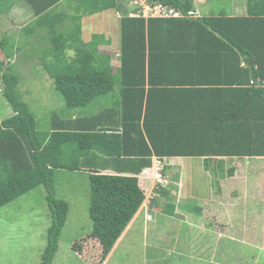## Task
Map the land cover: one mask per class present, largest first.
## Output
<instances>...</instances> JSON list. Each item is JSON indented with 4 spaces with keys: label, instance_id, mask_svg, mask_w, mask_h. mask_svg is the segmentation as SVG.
Instances as JSON below:
<instances>
[{
    "label": "trees",
    "instance_id": "obj_1",
    "mask_svg": "<svg viewBox=\"0 0 264 264\" xmlns=\"http://www.w3.org/2000/svg\"><path fill=\"white\" fill-rule=\"evenodd\" d=\"M25 1L35 23L24 31L48 34L42 68L66 106L54 114L47 130L40 129L35 113L19 94L20 75L12 61L15 45L11 47V38L4 37L0 78L3 96L14 113L0 122V211L45 185L52 223L39 264H53L70 210L69 202L56 196L58 169L91 171L93 229L85 242L76 241L73 248L102 264L144 204L146 193L135 175L93 169L95 157L109 156L122 164V170L136 173L151 167L154 156L200 157L207 168H216V177L226 187L231 181L227 176L236 171L230 167L225 172L227 158L264 157V0H248L243 14L221 11L195 17L187 15L196 10L194 0H150L186 14L178 18L131 16L127 0H76L78 11L87 14L110 9L121 13L116 73L110 55L99 48L111 42L110 37L97 34L90 43L80 44L81 24L65 31L69 15L57 9L65 0ZM77 18L81 16L71 17ZM73 49L76 52L70 55ZM114 92L120 109L114 125L96 130L86 124L80 132L56 130L61 116L68 127L73 122L66 117ZM64 136L72 140L71 150ZM66 152L75 155L67 159L62 156ZM158 188L169 197L162 184ZM214 213L209 218L212 228L229 232L227 221L219 220L220 210ZM92 248L99 256L92 255Z\"/></svg>",
    "mask_w": 264,
    "mask_h": 264
},
{
    "label": "rangeland",
    "instance_id": "obj_2",
    "mask_svg": "<svg viewBox=\"0 0 264 264\" xmlns=\"http://www.w3.org/2000/svg\"><path fill=\"white\" fill-rule=\"evenodd\" d=\"M118 1L122 2V0ZM194 1L198 8L195 10L197 16L221 11L232 14L236 10V14L240 12L243 14L242 9L248 3V0ZM125 2L128 3L129 9H135L131 0ZM77 3L80 4L76 0H65L57 7L60 11L64 9L69 15L65 22L68 29L65 31L72 32V27L79 23L82 27L80 44L90 43L95 35L104 34L106 38L110 37L113 43L109 47L103 44L100 48L105 47L113 51L121 46L120 12L110 9L87 14L83 9L78 11ZM73 15L81 16V19L73 20L71 19ZM33 20V10L25 0H0V41L9 36L12 43L10 46L15 45L16 51L12 61L20 75L19 94L35 113L40 129L47 130L52 116L60 112L66 104L63 96L56 90L53 79L48 78L49 73L42 68L41 56H43V48L49 46L48 34L44 31L46 34L44 36L39 29H36L32 35L24 31V27L28 24L34 26ZM75 52L73 49L69 53L74 55ZM116 53L114 57L117 59ZM1 57L4 58L3 55ZM3 86L0 78V122L14 113L13 108L3 96ZM109 95L111 97L113 94ZM106 101L108 105L114 104L111 98L109 100L106 98ZM92 106L90 104L83 110L87 111ZM184 160L186 163L180 180L183 185L171 186L169 197L159 194V190L155 189L156 186L153 187V181L148 186L143 184L144 180H140L146 193L145 204L140 214H144L150 205L157 204L162 210L159 208L151 211L152 217L146 234L143 225H140L137 220L131 233L114 248L108 261L102 264H210L203 257V246H201L206 235H203V229L191 224L188 218L195 215L209 219L211 212L213 215L215 211H213L215 203L211 201L216 197L220 198L221 194L225 196L226 202L231 204L230 212L233 215L239 214L243 210L242 204L237 199L233 200L226 195L236 198L238 193L243 194L247 187L249 194L246 197L251 200L249 203L255 202L258 205L262 203L264 206L263 172L258 167V165H264V159L227 158L225 172H228V166L233 164L239 166L237 173L227 176L231 181L226 191L223 187H226V183L216 177L215 167H210L207 171L204 160L200 157H187ZM54 185L56 196L66 199L70 204V210L53 264H95L90 256L80 254L73 248L76 241L85 242L93 229V221L89 214L91 199L89 175L84 172L60 169L55 173ZM250 185L251 188H249ZM46 194V187L42 184L2 207L0 264H39L41 262L42 253L47 246L48 230L52 223ZM202 203L204 205L201 207ZM246 210L247 207H244V211ZM246 213L244 212V215ZM197 220L198 218L195 222ZM248 220L254 221L257 225L255 230L257 235L251 239L252 243L243 237H234L231 241L225 239L223 247L225 251L223 256L221 254L225 264H264V232L261 228L263 226L260 221L251 218ZM239 240L248 243H239ZM92 250L94 252L92 255L99 256L98 250L94 248Z\"/></svg>",
    "mask_w": 264,
    "mask_h": 264
},
{
    "label": "crops",
    "instance_id": "obj_3",
    "mask_svg": "<svg viewBox=\"0 0 264 264\" xmlns=\"http://www.w3.org/2000/svg\"><path fill=\"white\" fill-rule=\"evenodd\" d=\"M195 5H196V9H198L196 3H195ZM242 10L244 12H246L247 5L244 6V9H242ZM236 11H235V13H232V14L236 15ZM240 14H241V12H240ZM112 43H113L112 41L111 42H103L99 45V48L103 44L107 45L109 47L110 45H112ZM100 52L105 53L107 55H110L111 64L113 66V73H116L117 68L119 67L118 64L120 65V46H118L113 51H111L109 48H105V47L100 48ZM114 53H116L117 59L114 57ZM115 59H116V61H115ZM112 94L113 95L111 97H109L110 96L109 95L105 98L97 99L96 102L95 101L92 102L91 104L93 106L89 107V110H87V111H85L83 109L76 110V112L72 113V115L70 117H66L67 120L73 122V124H70V126H68V127H64V125L62 124V121L64 118H62V116H61L60 117L61 121H59V123L56 124V127L58 128L56 130H58V132L68 131V130H69V132H73V130H75V128H78V132H80V131L84 130V128H82L80 126L86 125V124H92L91 126L89 125L87 128L91 127V128L96 129V130H100V129L106 128V127L108 128V127H110V125L111 126L114 125V123H116L118 121V118L120 115V109L118 107V102H117L119 100V98L117 97L118 92H114ZM106 98L108 100L111 98V100H113L114 104L108 105L106 103L107 102ZM118 132H121V130H118ZM64 137H65L64 140L67 141L65 146L67 147V149L70 148V150H71L72 149L71 148L72 140L68 139V136H64ZM70 137H72V135ZM69 142H70V146H69ZM84 144H85V142H83L82 145H84ZM73 154L75 155V153H73ZM73 154H68L66 152L62 156L64 158L69 159V158L73 157ZM89 156H90V153L86 155V157H89ZM185 158H187V157H181L180 156V157H165L164 158V160H165L164 162L166 163L164 173L169 178V183L166 185H163V187L168 190V196L171 195V189H170L171 186H173V185L182 186L183 185L182 181H180V180L182 177V172H184L183 168H184L185 163H186V161L184 160ZM236 158H240V157H236ZM95 159H96V163L93 166V169L99 170V171H102L105 173L135 175L138 177V179H140V176L143 174V171L145 170V169H142L139 173H136V171L122 170V164L116 163L115 160L109 156H104L102 158H101V156H98V157H95ZM255 159L260 160V159H264V157L255 158ZM91 161H93V160H91ZM238 166L239 165L233 164L231 166H228V168L229 167L235 168V170H236L235 172L237 173L238 172V168H237ZM210 167L207 168V171H209ZM258 167H260V169H261L260 171H262L264 173V171H263L264 165L263 164H262V166L258 165ZM63 170H65V169H63ZM57 171H60V169H58ZM71 171H73V170H71ZM75 171L84 172V173H87L88 175L90 174L89 172H91V171H78V170H75ZM232 177H235V176H232ZM176 178H178V180ZM152 181H153V187H154V185L157 183V182H155L154 178L152 180L150 178H145L143 184H147L149 186L150 184H152ZM244 184H246V183H244ZM140 185L142 187L141 183H140ZM158 185L159 184L157 183L155 189H158L159 194H161V191H163V190L159 189L158 187H160V185L159 186ZM246 185L248 186L249 184H246ZM223 187H224L225 191L229 188V186H227V187L223 186ZM249 188H251V185L249 186ZM244 191L245 192L243 194H241L239 192L236 198H233L232 196L226 195L227 197H230L233 200L237 199L238 202L242 204L243 210L239 214L233 215L230 212L229 206L231 204L226 202L225 196H223V194L220 195V198L216 197L214 200L211 201V202L215 203V208L213 209V211L214 210H220V213H221L220 217L221 218L219 220L223 221V222L227 221L228 224L225 227L229 230V232L214 230L207 217L194 215V216L188 218V220L190 221L191 224L195 225L196 227L203 229V231H204L203 235H206V236H204L203 242L201 244V246H203V248H202L203 249L202 251L204 254L203 257H204L206 262H208L210 264H213V263L225 264L221 258V254L223 256V253L225 251V249L223 247L225 245V242L229 239L231 241L232 239H234V237L235 238L243 237V238H247L248 242L252 243L253 240H251L250 238H254L257 235L255 232L257 225L255 224L254 221H249L248 218H251L255 221H260L262 226H263V227H261L262 231L264 232V214H263L264 213V206L262 205V203H259V205H258V203L253 202L252 204H250L249 202L251 200H249V197H246L249 194L248 193V187L245 188ZM221 192H222V186L220 189V193ZM241 195L245 196V199H243V196H241ZM217 196H219V195H217ZM163 199H165V198H163ZM178 201H180L179 197H178ZM204 202L206 203V201H203V203ZM203 203L201 204V207L204 205ZM144 204H145V202H144ZM142 207H143V205L141 206V209H139V211L136 213L134 218L131 220V222L129 223V225L125 229V231L122 233V235L120 236V238L116 242L114 248L117 245H119L128 236V234L131 233V230L133 229L137 220H138V223L140 225H143L145 234L147 233V229L150 225L149 221L152 217L151 211L158 210L160 207H158L157 204L156 205H150V207L148 209H146V210L144 209L145 210L144 214H140L142 211ZM244 207H247L246 211H244ZM179 212H180V210H179ZM244 212H247V213L244 215ZM212 213L213 212H211V219H212ZM223 213H226L227 218L224 217ZM178 214H180V213H178ZM215 215L216 214L214 213L213 216H215ZM217 217H218V215H217ZM196 218H198V220L195 222ZM135 231L136 230H134V232ZM214 238H216L215 241H214ZM225 239H226V241H225ZM248 242H244V241L239 240V243H248ZM114 248L108 254L105 262L108 261V259H109L110 255L112 254ZM215 258H217V259H215Z\"/></svg>",
    "mask_w": 264,
    "mask_h": 264
},
{
    "label": "built area",
    "instance_id": "obj_4",
    "mask_svg": "<svg viewBox=\"0 0 264 264\" xmlns=\"http://www.w3.org/2000/svg\"><path fill=\"white\" fill-rule=\"evenodd\" d=\"M131 3L137 11L131 9L130 15L131 16H144L148 17H176V16H184L186 15L182 11L178 10L177 8L164 4L162 2H155L153 3L150 0H131ZM188 16H196L195 11H189L187 14ZM165 168V163L160 157H154V164L151 168V172L148 169L145 170L147 176L150 177L152 175L155 176L161 182H167V179L163 173V169Z\"/></svg>",
    "mask_w": 264,
    "mask_h": 264
},
{
    "label": "clouds",
    "instance_id": "obj_5",
    "mask_svg": "<svg viewBox=\"0 0 264 264\" xmlns=\"http://www.w3.org/2000/svg\"><path fill=\"white\" fill-rule=\"evenodd\" d=\"M192 11H195V10H192ZM130 12H131V10H130ZM196 12V11H195ZM185 16V15H184ZM196 16H197V14H196ZM121 17V16H120ZM178 17H182V16H176V17H173V18H178ZM193 17H195V16H193ZM154 157H157V156H154ZM154 157H153V164H154ZM164 158L165 157H163V158H161L163 161H165L164 160ZM165 163V162H164ZM165 166H166V163H165ZM153 167V165L151 166V167H147V168H145V170L146 169H150L151 170V168ZM165 169V168H164ZM164 169H163V173H164ZM145 170L143 171V174L140 176V179H139V182H140V180L142 181V180H144L145 178H150L151 180L154 178L155 179V182H157L159 185L160 184H162V185H166V184H168L169 183V178L166 176V174L164 173V175H165V177H166V179H167V182H161V181H159L157 178H155V176L154 175H152V176H150V177H148L147 176V173H145ZM149 170V171H150ZM150 173L151 174H153L151 171H150ZM157 183L154 185V187L157 185ZM142 189H143V187H142Z\"/></svg>",
    "mask_w": 264,
    "mask_h": 264
}]
</instances>
